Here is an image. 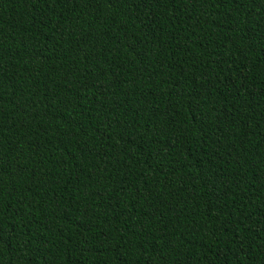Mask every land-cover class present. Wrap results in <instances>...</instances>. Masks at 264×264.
Returning a JSON list of instances; mask_svg holds the SVG:
<instances>
[{
    "label": "trees",
    "instance_id": "1",
    "mask_svg": "<svg viewBox=\"0 0 264 264\" xmlns=\"http://www.w3.org/2000/svg\"><path fill=\"white\" fill-rule=\"evenodd\" d=\"M0 264H264V0H0Z\"/></svg>",
    "mask_w": 264,
    "mask_h": 264
}]
</instances>
